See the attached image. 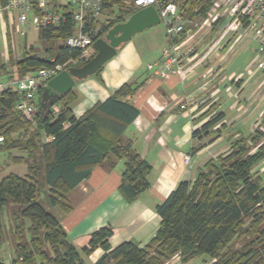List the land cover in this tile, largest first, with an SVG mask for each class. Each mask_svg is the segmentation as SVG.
Wrapping results in <instances>:
<instances>
[{
	"label": "trees",
	"instance_id": "1",
	"mask_svg": "<svg viewBox=\"0 0 264 264\" xmlns=\"http://www.w3.org/2000/svg\"><path fill=\"white\" fill-rule=\"evenodd\" d=\"M126 1L107 0L104 10L116 11L111 23L124 21L136 11L132 2ZM210 3L201 4V11ZM108 26L102 27L107 30ZM73 29L69 20L60 27L40 31L43 41H62L51 58L36 54L31 46L14 59V49L9 45L14 73L8 70L0 46V81L24 77L50 65L52 58L57 63L66 62L77 53L63 44ZM102 69L94 76L100 79ZM141 85L123 83L80 117L71 106L76 97L73 90L54 105L40 107L34 119L14 109L18 92L0 94V137L4 138L0 151L25 152V156H14L13 161L27 166L25 175L12 172L0 180V248L10 237L13 264H85V257L99 247L105 252L96 264H166L175 256L186 263L201 255L211 257V264H264V170L256 169L264 160V132L260 131L233 140L230 149L210 158L194 180L180 182L156 206L161 223L148 243L124 241L112 247L110 226L93 232L87 246L79 248L70 240L57 212L71 210L69 194L96 165L111 169L124 160L120 190L129 202L150 186L152 165L125 137L127 127L140 113L132 98ZM207 113L212 114L194 130L195 138L213 135L215 125L225 118L213 105ZM49 135L52 140H47ZM249 137L256 150L247 145ZM0 264L5 262L0 260Z\"/></svg>",
	"mask_w": 264,
	"mask_h": 264
},
{
	"label": "crops",
	"instance_id": "2",
	"mask_svg": "<svg viewBox=\"0 0 264 264\" xmlns=\"http://www.w3.org/2000/svg\"><path fill=\"white\" fill-rule=\"evenodd\" d=\"M0 18L8 29L7 18ZM221 22L222 19L217 21L216 26ZM216 26L192 39L190 44L191 40L184 34L175 39L178 43L187 41L188 55L183 60L182 72L173 73L167 79L157 74L162 66L161 54L148 58L155 49L169 43L166 28L153 27L125 43L116 56L103 66L100 79L92 75L77 81L73 88L76 97L71 105L77 117L107 99L123 83L142 84L132 98L140 113L127 127L125 137L152 165L149 188L131 202L120 190L124 160L111 169L102 164L96 165L91 175L71 191V210L66 213L58 211L57 215L77 247L87 246L92 233L104 226L113 228L110 238L112 247L124 241L139 245L148 243L161 223L156 206L164 202L180 182L194 180L210 158L231 145L232 137L242 135L240 126L249 125L252 129L255 125L264 95H259L256 89L249 93V83L244 86L243 82H238V88L232 93L228 86V96L223 89L230 79L224 73L223 52L239 40L244 28L239 32H230L204 58L190 61L194 54L198 57L203 55L216 32ZM246 33V37L258 43L253 31L247 30ZM244 91L248 92L246 96L242 95ZM212 105L214 111L225 114L223 121L213 128L217 138L213 141V137L209 136L195 138L194 130L208 120L212 113L207 111ZM200 144L203 146L194 153L193 149ZM185 155L191 156L188 164L184 161ZM256 167L263 171L264 160ZM104 252L102 247L95 249L85 257V264H96ZM14 259L13 248L5 242L0 248V260L13 264ZM196 259L198 257L183 263L180 256H175L166 264H200ZM204 261L211 264L213 259L209 257Z\"/></svg>",
	"mask_w": 264,
	"mask_h": 264
},
{
	"label": "built area",
	"instance_id": "3",
	"mask_svg": "<svg viewBox=\"0 0 264 264\" xmlns=\"http://www.w3.org/2000/svg\"><path fill=\"white\" fill-rule=\"evenodd\" d=\"M133 1L136 10L149 5L155 6L166 28L169 43L161 51L162 66L157 71L162 79L182 72L183 60L188 55L187 41L178 43L175 39L184 34L191 40L188 43L190 44L192 39L195 40L204 32L212 30L220 19L222 22L216 26L208 48L202 56H191L190 61L196 62L204 58L217 48L230 32H239L243 28L240 37H246L247 30L253 31L259 43V52L264 53V0H211L208 9L201 11L204 1L201 2L202 6L196 9L198 14L192 19L181 15L177 0ZM106 2L107 0H0V17L5 16L9 28L15 26L23 35L25 29L48 30L60 27L69 20L74 28L63 44L77 53L70 56L66 62L57 63L52 58L50 65L42 66L24 77L0 81V94L8 90L18 92L20 98L14 107L16 111L34 119L41 107L39 92L48 86L49 81L60 73L66 64L80 66L93 58L96 54L93 44L105 33L103 24L108 25L107 22L101 23ZM55 110H58V107H55ZM46 138L52 140L53 136ZM3 143L4 138L0 137V146ZM184 161L190 163L191 156L185 155Z\"/></svg>",
	"mask_w": 264,
	"mask_h": 264
},
{
	"label": "rangeland",
	"instance_id": "4",
	"mask_svg": "<svg viewBox=\"0 0 264 264\" xmlns=\"http://www.w3.org/2000/svg\"><path fill=\"white\" fill-rule=\"evenodd\" d=\"M128 1H131L132 6H134L133 0H128ZM177 1L179 2L181 15H183L185 18L192 19L195 15L198 14V11H196V9L199 8V6H201V2L205 1L204 4H206V1H211V0H195V1L177 0ZM115 16H116V11L111 12L110 10L106 9L102 14L101 23L107 22L108 25L111 26L114 24L111 23V19L114 18ZM153 27H157L161 29L165 28L162 22ZM149 29H146L142 32H145ZM39 33H40L39 30H34L33 28L25 29V35H23L21 33V30H18L15 26H11L9 29H7L4 27L3 20L0 18V46L2 50V57L3 60L7 62L6 64L8 70L11 71V73L12 72L14 73V71L16 72V68L14 65L11 66L13 61L11 62L9 60L10 59L9 45L11 46L12 49H14V56H13L14 59L22 57L25 50L26 51L30 50L31 46H33L36 54L48 58H51L53 55L55 56L62 41L54 42L53 40H51L50 43H48L47 41H43L42 39H40ZM140 33H137L136 35ZM238 39L239 40H237L236 43L231 44L232 46H229L223 52L222 63L224 64V73L226 74L227 77H230L227 84L223 87L225 95L227 96L229 95V91L226 90L227 87L230 86L228 90H230V92L232 93L233 91H235V89L238 88V82H240V84L243 82L244 86L249 83L250 88L249 89L246 88L249 93H251L256 89L257 91H259V95H264V53L259 52V46L256 41L252 39L250 40L248 37H239ZM166 45L167 44H165L164 46L162 45L159 49H155L153 52H151V57L148 58H156L159 54H161L162 49ZM48 49L50 50L49 52H47ZM260 63L262 64L261 67L259 66ZM249 70H251L252 72L249 73ZM233 77L235 79H232ZM247 91H244L242 95L246 96L248 93ZM254 124L255 125H253L252 129H250L249 125L240 126L242 130V135L236 137L230 136V138L232 137L231 140L233 141L238 138H242L243 136L247 137L251 133L254 134L257 131L264 132V101L262 104L261 112L259 113L258 116V120ZM16 136L17 135H15V137ZM213 136H215V133L213 135H210L208 138H212ZM250 139L251 138L249 137V140L247 141V145L254 148L253 143L251 142ZM229 149L230 146L227 147L226 149L224 148L223 150L217 152L213 158H216L220 154L226 153ZM252 151L254 150L252 149ZM14 156H19V157L25 156V152L21 150H13L11 153H9L8 151H0V180L4 176L12 172L18 173L19 175L21 174L23 175L27 173L26 164L15 163L13 161ZM6 233H10L9 230H7ZM6 241L12 247L10 237H7ZM208 258H209L208 255H201L198 256V259L196 260L200 264H207V262H205L204 260Z\"/></svg>",
	"mask_w": 264,
	"mask_h": 264
},
{
	"label": "water",
	"instance_id": "5",
	"mask_svg": "<svg viewBox=\"0 0 264 264\" xmlns=\"http://www.w3.org/2000/svg\"><path fill=\"white\" fill-rule=\"evenodd\" d=\"M161 23L158 10L153 5L133 12L128 19L109 25L105 33L93 44L96 54L80 66L72 63L54 76L41 92V107L47 108L57 103L61 97L73 90L77 81L94 75L109 60L116 56L118 50L137 33Z\"/></svg>",
	"mask_w": 264,
	"mask_h": 264
}]
</instances>
